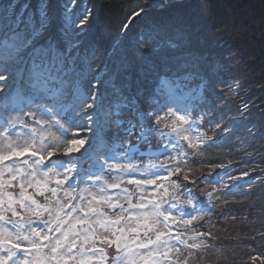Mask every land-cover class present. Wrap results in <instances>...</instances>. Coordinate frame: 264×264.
Segmentation results:
<instances>
[{
	"label": "rangeland",
	"instance_id": "1",
	"mask_svg": "<svg viewBox=\"0 0 264 264\" xmlns=\"http://www.w3.org/2000/svg\"><path fill=\"white\" fill-rule=\"evenodd\" d=\"M78 31L79 29L76 33ZM77 36L78 33L75 37L77 38ZM165 37L159 36V39L164 42ZM77 39L82 42V36ZM147 52L154 55L158 51L155 49V51L149 50ZM134 58V56L130 57L131 63ZM80 59L84 66L83 75L78 78L80 94L78 95L75 91L77 78L73 73L64 77V84L50 85V87L61 89V97L56 99L50 93L45 95L30 86L27 73L21 75L18 66L14 62L15 54L11 47L4 46V49L0 52V75L6 77L5 80L0 81V85L4 86L3 90L0 91V154H8L10 151L9 144L19 148L25 143L34 141L37 155H41L44 154L40 151L41 141L46 146V150H55L57 147L62 148L68 136H79L86 140L79 153L65 155L61 150L56 152V156L52 158H59L60 161H68L72 156L82 158L75 165V171L71 174V177L60 186L56 185L57 179H63L60 169L57 168L56 174H53L48 167L51 161L47 157L44 165L37 172L35 182L31 185L25 183L23 189L20 187V177L12 180L11 175L5 172L3 180L10 181L11 186L0 189L2 199L5 201L0 203V214L4 215L5 220L18 219V217H13L6 203L10 194L12 200L16 201L12 207L33 227L42 229L44 221L51 218L49 213L42 212L41 216L37 217L34 215V208L25 209L21 207L18 203L21 199V192L26 197H30L31 200H35L41 208L59 209L62 205L63 209L58 213L61 219L72 220V217H79L81 221H73L74 230L80 233L75 238L76 248L74 251L83 254L86 260L91 261V264H121L118 257H122L123 252L118 254L113 247L115 243L113 232H115V229L109 228L106 230L100 224L95 223L98 214L103 213L105 217L112 220L121 215V208H123L125 210L123 212L124 219L120 221L119 225H116V228H119L127 223L129 217L138 213L149 212L152 204L155 203L162 208H168L173 213L167 221L169 227H164L162 218L157 220L156 223H152L153 217L151 216L148 217L147 222L141 219L139 223L133 225L136 228L135 232H129L125 228L133 247H135L133 238H135V241L147 242L148 238L155 239L157 232L163 231L165 235L162 239H168L170 244L180 247L179 253L173 251L169 254L165 264H241L239 262L241 257H247V260L242 264H249V258L253 255V252L264 250V240L257 239L256 231L261 226V215L253 212L248 213L242 202H239L236 204L238 206L233 208L238 214L237 217L227 205L225 207L227 211L224 212V227L230 226L232 230L236 228L239 230L237 235L243 236L237 237L235 241L227 237L226 241H238L237 243L231 242L228 245H219L223 241L211 237L204 244L203 241L199 240L202 237L201 235L183 233V228L185 229L186 225L182 221L184 215L180 214V210L182 209L188 217L192 212L189 201L193 197L179 192L180 189L178 188L182 187V184L176 182L175 177L182 175V173L185 175L189 171L191 162L196 160L193 158L202 157L204 154L205 148L203 146L207 142L206 139L200 140L199 137L194 135L198 131L201 134L208 133V127L211 126L209 119L205 122L206 118L203 115L207 111L199 110L200 103L196 101L200 99L202 89H195L198 94L194 95L191 100L188 99L184 90H189L192 84L181 86L179 92L169 89L171 96L175 99L176 106L163 103L157 109L144 110L137 104V111L135 112L121 107V115L118 119L124 122L123 127L117 126L115 115L107 120L104 119L103 115L94 117V120L97 118L101 120V126L93 141L92 132L82 127L85 123L83 117L88 111L96 110V104L93 105V109L86 107V104L91 102L88 101V96L90 94L100 96L104 101L101 112H112L113 114L117 110L116 104L120 101L112 100L109 103L111 98L107 97V93H109V88L112 87L111 83L114 81L113 79L110 80L106 71H102L105 64L100 54L98 55L97 51L94 52L90 56V62L87 65L84 63V56L80 55ZM121 60L126 63L127 59L120 58L117 62ZM110 61L113 64L116 63L114 57H111ZM90 81L93 87L99 89L97 93H90ZM42 97L43 105L40 103ZM96 103L99 104L100 100L98 99ZM47 110L51 111V116L47 114ZM147 113L153 115L148 116ZM179 116H183L185 120L177 121L176 118ZM157 119H160L159 124L156 123ZM129 121L135 124L138 132L143 131L146 138L129 135L126 131L130 127ZM165 123L169 124V127L165 128ZM173 123L182 131L184 129L188 130L185 135L192 142L198 144L196 149L188 147V141L172 132L171 125ZM91 127L95 128L96 125L93 124ZM172 145H177V148L174 149ZM29 151H32V149L29 148ZM32 159L27 155H14L11 159L5 160L4 163L5 165H11L14 162L24 160L31 162ZM177 164L180 165L181 171L173 173L171 169L175 168ZM21 166L25 167V174L27 175V166ZM0 167L3 166L0 165ZM45 170L48 171V176H44ZM85 170L88 175L83 179L79 178V173ZM166 170L167 179H161ZM74 179L76 184L70 187L69 185L73 183ZM135 180H140L142 183L137 185L133 183ZM148 180H153L155 183H143ZM238 183H241V181ZM236 184L237 182H233L230 187L233 188V185ZM160 185H163V187H160ZM235 188L238 189V187ZM52 189H55V195H53ZM41 190H43V195ZM204 191L202 193L203 205L210 209L213 214L217 210L222 212L218 206H214L216 200L213 201L211 198L209 201L207 199L208 193L214 195L217 191L211 187H206ZM31 200L26 202L30 203ZM141 203L148 205V207L140 209L138 206ZM170 204H174L176 207L171 208L169 207ZM81 208L84 209L83 212L80 211ZM91 209H95V212ZM84 212L89 213L86 222H84ZM207 216L210 218V215L207 214ZM250 222L253 223L251 227L249 226ZM3 223V221H0V224ZM145 223L148 224L147 228L144 227ZM6 227L9 231H14L11 224ZM66 227H68L67 224ZM85 229H90V232L85 233ZM249 233L254 235L249 238L247 237ZM55 235H58V233L53 231L50 238ZM116 235H119V232H116ZM177 235L180 236L181 240H187L188 244L199 243L202 246L200 248H189L180 245L174 239ZM255 236L256 239L253 238ZM198 237L200 238L198 239ZM68 240H73V237L69 235ZM44 243L47 244L49 241H44ZM204 245L210 247L208 250L201 252ZM23 246L26 247V243ZM93 249L102 250L104 253L103 259L98 254H94ZM189 249L196 251V253ZM138 251L144 253L147 249L141 248ZM45 252H48L47 248H45ZM18 255H22V253H18ZM65 259H68V257H65ZM9 264H11L10 261ZM68 264H77V261L68 259Z\"/></svg>",
	"mask_w": 264,
	"mask_h": 264
},
{
	"label": "trees",
	"instance_id": "2",
	"mask_svg": "<svg viewBox=\"0 0 264 264\" xmlns=\"http://www.w3.org/2000/svg\"><path fill=\"white\" fill-rule=\"evenodd\" d=\"M37 2L0 0V16H6L13 4L19 12L25 3L35 9ZM50 13L56 27L66 26L74 36L78 33L77 38L82 36L80 55L85 65L94 52L100 54L102 71L113 83L117 81L111 76L110 58L127 59L132 80L145 90L137 101L142 109H157L163 103L176 106L170 90L179 92L186 84H192L184 90L190 100L198 94L195 89H202L196 101L199 110L207 111L203 115L211 126L208 133L194 135L206 139L204 154L194 157L189 171L175 178L182 184L179 192L197 198L203 214L198 213L183 233H205L198 237L204 244L213 237L223 241L219 245H228L240 235L236 228L224 227L225 207L237 217L233 208L242 202L248 213L261 215L256 231L257 239L264 240V0H50ZM159 36H166L165 41ZM12 43L10 36L0 33V52ZM155 49L154 55L147 52ZM78 71L84 72L81 59ZM111 95L112 87L107 97ZM218 174L225 177L228 188L208 182L217 181ZM225 174L239 179L230 180ZM233 182L240 187L231 188ZM206 187L220 189L212 200L223 213L213 214L203 205ZM188 218L184 214L182 221ZM209 247L204 245L201 252ZM245 260L241 257L239 262ZM249 260L264 264V250H256Z\"/></svg>",
	"mask_w": 264,
	"mask_h": 264
},
{
	"label": "snow or ice",
	"instance_id": "3",
	"mask_svg": "<svg viewBox=\"0 0 264 264\" xmlns=\"http://www.w3.org/2000/svg\"><path fill=\"white\" fill-rule=\"evenodd\" d=\"M63 7V5H61ZM135 15L139 16L140 12H136ZM127 26V22H125ZM135 27V25H133ZM0 33L5 36H10L13 41L9 45L15 54V64L18 66V70L21 75L25 72L27 73V80L30 86L37 91L44 93L45 95L51 94L53 98L59 99L61 97V89L50 87L53 84H64V77L70 74H75L77 78L81 77L83 74L78 71L80 67V47L81 41L77 39L72 32L66 26H55V17L50 13V0H38L36 8L30 9L28 3L23 4L20 7V11L16 12L15 4L7 10L6 16H0ZM7 43V41H5ZM111 76L117 81V83L112 84V95L109 103L112 100L120 101L116 104V112H101V107L103 104V99L97 94H90L88 96V102L86 107L88 109H93V105L96 104L95 111H88V113L83 117L85 123L82 125L83 128L88 129L92 132V140L94 141L98 130L101 126V120L95 119L94 117H99L103 115L104 119L115 115L117 117L116 123L118 127H123V121L118 119L121 115L120 108L131 109L133 112L137 111V101L138 98L144 95V88L140 83H135L131 77V71L124 61L116 62L110 69ZM4 75H0V81L5 80ZM77 87L75 88L76 93L79 95V79L76 80ZM2 85H0V91L3 90ZM90 93H97L99 89L92 86L91 81L89 82ZM100 100L97 104L96 101ZM41 105H43V97L40 100ZM49 116L52 115L50 110H47ZM148 116H152V113H147ZM175 115V114H173ZM177 121H184L183 116L176 118ZM156 123H160V119L156 120ZM95 124L96 127L92 128L91 125ZM130 127L126 129L129 135H137L138 137H145L143 131H137L135 124L129 121ZM165 128L169 127V124L165 123ZM172 132L181 137L183 140L188 141V147L196 149L198 147L197 143L192 142L185 132L176 127V124L171 125ZM146 138V137H145ZM86 140L79 136H68L64 145L57 147L55 150H46V146L43 141H41L40 151L44 154L37 155V150L35 148V142L25 143L23 146L17 148L12 144H9L10 151L7 155L0 154V189L7 186H11L10 181L3 180V175L5 172L11 175L12 180H16L17 177L21 178L20 187L23 189L25 183L31 185L35 182L37 172L45 163V158H49L51 163L48 165L49 169L53 174H56V169H60V174L63 179H57L56 185L60 186L65 180L71 177V174L75 171V165L81 161V157L72 156L68 161H60L59 158L52 159L56 156V152L63 151L65 155H70L74 153H79L81 148L85 145ZM175 149L177 145H172ZM29 148L32 151H29ZM30 156L33 159L31 162L24 160L22 162H14L11 165H5V160L11 159L12 156ZM27 166V175L25 167ZM216 167L223 168L224 165H216ZM65 169H67L65 171ZM173 173H179L181 171L180 165L177 164L175 168L171 169ZM48 171H44V176H48ZM88 175V172L79 173V178L83 179ZM242 175L247 176V173ZM219 176V174H218ZM228 179L236 180L239 177L229 176L225 174ZM161 179H167V170ZM185 180L188 179L187 176L184 177ZM207 180V178H205ZM224 176H219L217 181H208L210 183H220L223 188H228V184L225 182ZM195 183V181H192ZM133 183L140 185L142 181L135 180ZM143 183L153 184L155 181L148 180ZM76 180L69 185L70 187L75 186ZM163 187V185H160ZM240 187V185H233V188ZM215 191H220V189H215ZM231 191V189H229ZM53 195H55V189L51 190ZM191 194V190H189ZM43 195V190H41ZM21 199L18 201L21 207L25 209L34 208V215L37 217L41 216L42 212H48L50 219L45 220L43 223V228L38 229V227H33L31 223L25 221L24 217L21 216L15 208L12 207L13 201L11 195L9 194L8 204L9 210H11L13 217H18V219L5 220L3 214H0V264H68V259L77 261V264H91L90 260H86L85 256L81 253L74 251L76 248V237L80 233L74 230L75 225L73 221L81 222L79 217H72V220L61 219L59 217V211L63 209L61 205L59 209H50L47 207L41 208L35 200H31L30 197H26L23 192H21ZM213 193L207 194V199L210 201ZM31 200L30 203L26 201ZM2 199V192H0V203H4ZM189 203L192 206V212L190 213V218L185 219L183 223L185 225H190L192 219L196 218L197 214H203V209L199 206L197 198L193 197ZM140 209L147 208L148 205L141 203L138 206ZM169 207L175 208L174 204H170ZM80 211H84L83 208ZM95 212V209H91ZM125 210L121 208V215H118L115 219L109 220L104 216L103 213L98 214V218L95 223L100 224L106 230L109 228H114L115 232V243L117 251H122V257H118L121 260V264H165L168 259L169 254L173 251L175 253L180 252V247L175 244H170L168 239H162L165 235L163 231L157 232L155 239L148 238L147 242L135 241V247L133 243H130L126 238L127 233L125 228L129 232H135L136 228L133 226L139 223L141 219L147 222L148 217H153L152 223H156L157 220L162 218L164 227L168 228L169 225L167 221L170 216L173 215L168 208H162L159 204L153 203L151 209L147 213H138L135 216L128 218L127 223L119 228L116 225L120 224V221L124 219L123 212ZM55 213V214H53ZM180 214L184 215L183 210H180ZM89 216L88 212H84V222L87 221ZM11 224L14 231H9L7 225ZM68 227L65 228V225ZM144 227H148L145 223ZM56 231L58 235L51 236L50 234ZM90 229H85V233H89ZM119 232V235H116ZM43 233V234H42ZM71 235L73 240L69 241L68 237ZM203 236L205 233H199ZM180 245H184L189 248H200L202 245L199 243L188 244L187 240H181L180 236L177 235L175 238ZM44 241H49L45 244ZM26 243V247L23 246ZM121 244H123V249H121ZM45 248L48 252H45ZM147 249L146 252L141 253L138 249ZM94 254H98L101 259L104 257L102 250L93 249ZM22 253V255H18ZM68 257V259H65Z\"/></svg>",
	"mask_w": 264,
	"mask_h": 264
},
{
	"label": "water",
	"instance_id": "4",
	"mask_svg": "<svg viewBox=\"0 0 264 264\" xmlns=\"http://www.w3.org/2000/svg\"><path fill=\"white\" fill-rule=\"evenodd\" d=\"M125 232L127 233V236H126V238L128 239V241L130 242V236H129V234H128V232H127V230L125 229ZM120 234V233H119ZM113 247H114V250L117 252V253H121L122 251H117V247H116V243H114V245H113ZM121 249H123V244H121Z\"/></svg>",
	"mask_w": 264,
	"mask_h": 264
}]
</instances>
